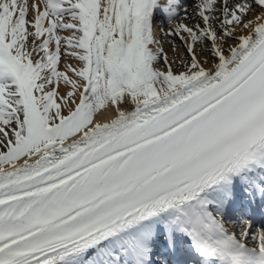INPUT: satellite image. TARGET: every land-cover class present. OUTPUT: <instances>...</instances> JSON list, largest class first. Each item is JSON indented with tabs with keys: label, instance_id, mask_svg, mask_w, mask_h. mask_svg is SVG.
<instances>
[{
	"label": "snow or ice",
	"instance_id": "snow-or-ice-1",
	"mask_svg": "<svg viewBox=\"0 0 264 264\" xmlns=\"http://www.w3.org/2000/svg\"><path fill=\"white\" fill-rule=\"evenodd\" d=\"M188 5L0 0V264H264V0Z\"/></svg>",
	"mask_w": 264,
	"mask_h": 264
},
{
	"label": "bare ground",
	"instance_id": "bare-ground-1",
	"mask_svg": "<svg viewBox=\"0 0 264 264\" xmlns=\"http://www.w3.org/2000/svg\"><path fill=\"white\" fill-rule=\"evenodd\" d=\"M190 1H192V0H189V5H188L189 12H191V9H192V2L190 3ZM178 22L186 23L189 26L196 23V21L193 19H184L183 17H181V20L175 21V22H173V24H169V25H167V21L165 20L164 26L167 27L166 30L165 29L162 30L161 27L157 26L159 23H155V25L153 26V31H154L156 39L160 41L161 47H163L164 51L167 53L169 60L177 61V63L173 65L174 70H183L179 65V60L180 59H185V60L187 59V54L184 50V47L181 45V43L178 39H175L171 36L166 35V32L168 31V29L170 27L174 26V23H178ZM64 35H68V33H64ZM201 59H203V57ZM67 63H71V64H73V66H77V64H78V62L75 60H71L69 58H64V60L62 61L61 65H60L61 70H63L65 64H67ZM205 66L208 67L210 65H205ZM62 91H63V89H62ZM110 117H111V113H104L99 118L101 120H103L105 118H110ZM234 215L232 214V212L230 210L229 218L235 219L236 216H234ZM228 227L231 228L233 231H237L239 229V227H237L231 223L228 224Z\"/></svg>",
	"mask_w": 264,
	"mask_h": 264
},
{
	"label": "rangeland",
	"instance_id": "rangeland-1",
	"mask_svg": "<svg viewBox=\"0 0 264 264\" xmlns=\"http://www.w3.org/2000/svg\"><path fill=\"white\" fill-rule=\"evenodd\" d=\"M64 60V58H62V61ZM62 63V62H61Z\"/></svg>",
	"mask_w": 264,
	"mask_h": 264
}]
</instances>
